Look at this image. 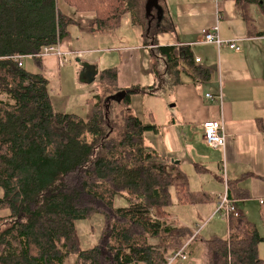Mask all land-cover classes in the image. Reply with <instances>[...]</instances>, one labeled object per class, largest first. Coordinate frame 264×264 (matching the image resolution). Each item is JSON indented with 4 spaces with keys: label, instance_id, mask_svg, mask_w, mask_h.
I'll use <instances>...</instances> for the list:
<instances>
[{
    "label": "trees",
    "instance_id": "trees-1",
    "mask_svg": "<svg viewBox=\"0 0 264 264\" xmlns=\"http://www.w3.org/2000/svg\"><path fill=\"white\" fill-rule=\"evenodd\" d=\"M143 1L64 0L77 12H94L87 28L100 34H111L126 16L145 29ZM235 2L256 3L264 19V0ZM57 3L0 0V264H167L200 236L171 223L172 193L178 203L186 199V175L145 142L156 127L132 113L130 96H156L186 77L208 80L210 72L193 63L188 47L161 46L146 33L152 86L120 89L116 67L106 68L98 82L107 95L87 100L89 118L58 112L41 53L60 43L74 20ZM17 56L34 70L19 66ZM117 197L128 206L117 207ZM94 215L103 228L83 248L75 223ZM259 218L264 228V203ZM262 242L253 221L230 216L226 237L206 239V264H264Z\"/></svg>",
    "mask_w": 264,
    "mask_h": 264
},
{
    "label": "crops",
    "instance_id": "crops-1",
    "mask_svg": "<svg viewBox=\"0 0 264 264\" xmlns=\"http://www.w3.org/2000/svg\"><path fill=\"white\" fill-rule=\"evenodd\" d=\"M158 2L167 6L168 17L174 24L172 28L160 29L157 32V43L161 46L188 47L193 59H200L199 63H193L207 68L210 72L208 80L201 79L199 82L196 78L194 82L190 77H186L182 84L156 96H130L132 113L139 120L156 127L155 131L145 133V142L160 155L169 157L175 164L177 161L178 167L186 175L187 197L181 203L174 197V204L170 209L171 220L191 228L189 223L198 225V222L193 220L192 213L207 214L206 218H201L205 221L211 217L218 196L225 190L220 173L223 165L227 183L231 182L227 196L234 201L240 215L249 219L250 209L247 208L245 200L252 196L258 199L260 205V201L264 203V181L261 179L264 175L262 14L256 3H236L235 0H155L148 11L146 0L142 3L146 14L145 21L150 20ZM57 6L62 14L74 20V24L68 28V35L59 43L60 49L65 51L67 56L80 58L81 62L96 66L99 72L106 69L100 70L97 63V59L103 55L104 61L109 65L107 68L116 67V84L120 89L135 85H153L149 48L144 41L132 40L141 32L140 23L134 24L130 17L126 16L119 26L123 29L119 35H114V32L91 33L87 27L95 18L94 12H77L64 0H59ZM164 15L167 16L163 11ZM214 23L218 25V35L225 40L235 41L240 46V51H233L226 45L218 48L202 41L201 30L211 27ZM125 37L131 39L127 44L115 42L125 40ZM93 54H98V57H93L92 60L86 58ZM56 58L42 59L43 73L50 84L57 80L61 83ZM69 62L68 59L67 63ZM22 64L34 70L31 61L22 58ZM80 72L79 66L76 69L78 79ZM97 78L98 73L96 82ZM220 90L221 102L215 97H206L207 93L215 96ZM98 91L99 88L91 87L90 98L86 99H91ZM52 92L56 111L68 112L70 97L55 94L54 89ZM87 100L86 105L89 103ZM169 103L173 105L168 106ZM145 105L150 107L145 109ZM85 108L87 110L84 117L89 118L92 114V103ZM68 113L81 115L74 111ZM208 120L222 122L224 147L213 148L205 143L202 125ZM116 206L125 208L128 204L123 198L117 197ZM252 216H256V213ZM205 241V238L200 237L197 242H191L186 248L191 264H206ZM178 264H187V261Z\"/></svg>",
    "mask_w": 264,
    "mask_h": 264
},
{
    "label": "rangeland",
    "instance_id": "rangeland-1",
    "mask_svg": "<svg viewBox=\"0 0 264 264\" xmlns=\"http://www.w3.org/2000/svg\"><path fill=\"white\" fill-rule=\"evenodd\" d=\"M163 11L167 16L165 15L163 16ZM153 12L154 13L150 16V20L145 21L144 23V25L148 30L146 31V28L141 30V32H139L138 37L136 36V32H135L134 35L136 37L133 38L132 40H140L145 42L146 40H148L147 36L145 35L146 33L149 34L151 37H153L160 29L173 27L174 22H172V19L168 17L169 11L167 10V6H163L162 2H158L154 6ZM113 32L114 35H119L120 33L123 32V29L121 27H117L114 29ZM125 38H126L125 40H121V41L116 40L115 42L118 43L121 42V44H125V43L127 44L128 40H131L130 38L127 37ZM68 56L67 59H69L70 62L63 67H59L60 68L59 74L61 75V80H60L61 83H59L58 80L54 81L51 84L49 83V88L51 90V93H53L52 89H54L55 94L59 93L61 95L69 96L70 107H68L69 108L68 112L74 111L83 115L84 117L86 116V110H87V108L85 107H87V105L90 104L89 102L86 105V100H87L86 98H90L89 93L91 87L99 88L100 91H98V93L101 94L102 96L107 95L108 90L106 89L105 86H103L101 83H98L96 81L90 84H83L80 81H78L79 79L78 76H76V69L79 68V65L75 61L76 58H74L73 56H69V57ZM48 57L56 58L54 54H48V55H44L42 59ZM93 57L97 58L98 54H93L91 57L86 56V58L89 60H92ZM105 61L103 55L97 59L98 67L100 70L107 68L109 66L108 63ZM172 105L173 103H169L168 106H172ZM119 106L121 105L117 104L115 108H119ZM148 107L150 106L145 105V109H147ZM0 195H2L1 190H0ZM172 196H173L172 198L175 200L174 193H172ZM189 198L191 200L194 199V197H189ZM245 203L247 205V208L250 209V215H248L249 220L253 221V223L257 225V227L259 228V233L264 236L263 226L259 220L258 210H260V204L258 202V199H254L251 196V198L245 200ZM251 213L252 215L256 213V216H252ZM191 216L193 220H196V222H198V225L195 226L194 223H189V226L193 228L194 232L198 233L200 237L208 239L210 237H213L214 235L218 237H225L228 234V222L225 221V219H222L219 215L217 216L211 215V217L207 221L201 219V218H206L207 214L198 213V215H196L192 213ZM172 222L173 220H171V223ZM75 225L76 228H78L77 231L81 239L80 242L83 248L93 246L96 243L101 228H103L102 227L103 222L99 215H94L93 217H91V219L88 220H77ZM258 253L264 259V243L259 244ZM175 264H178V262Z\"/></svg>",
    "mask_w": 264,
    "mask_h": 264
},
{
    "label": "built area",
    "instance_id": "built-area-1",
    "mask_svg": "<svg viewBox=\"0 0 264 264\" xmlns=\"http://www.w3.org/2000/svg\"><path fill=\"white\" fill-rule=\"evenodd\" d=\"M56 1L59 2V0ZM213 1L217 2V0H213ZM218 32H219V28L217 23H214L209 28L202 29L201 30L202 41L204 43L214 44L218 48L221 47L222 45H226L229 49L233 51H240L241 48L235 41L225 40L221 38L220 35H218L219 34ZM48 54H54L57 57L59 67L65 66L66 63L68 62L67 53L60 49L59 43L57 45L43 48L41 56L43 57L44 55H48ZM16 59L18 61V65L22 66L23 65L22 57L17 56ZM199 60H200L199 58H195L194 62L199 63L200 62ZM206 97L210 99L215 97L219 100V102H221L222 100L221 90L215 96H212L211 94L207 93ZM202 127H203V138L208 146L213 148L224 147L225 134L222 129L223 126L221 121L208 120L203 123ZM224 168L225 166L223 165L220 168V173L224 182L225 190L218 196L216 207L215 209H213L214 212L212 213V215L215 216L219 215L222 219H225V221L228 222L230 216L237 217L240 216V213L237 210L234 201L231 200L229 196H227L228 187H227L226 170ZM260 203L263 202L260 201ZM166 260H167V264H175L177 262H185V261H187V264H191L190 263L191 260L188 258V254L186 251V246L182 247L174 254L169 255L166 258Z\"/></svg>",
    "mask_w": 264,
    "mask_h": 264
},
{
    "label": "water",
    "instance_id": "water-1",
    "mask_svg": "<svg viewBox=\"0 0 264 264\" xmlns=\"http://www.w3.org/2000/svg\"><path fill=\"white\" fill-rule=\"evenodd\" d=\"M155 0H147V10L149 11L151 6L153 5V2ZM147 11V12H148ZM75 61L78 63V65L81 67V72L79 73V80L83 84H90L95 81L96 75L98 73L96 66H93L86 62H81L80 58H76ZM178 162L176 161V164Z\"/></svg>",
    "mask_w": 264,
    "mask_h": 264
},
{
    "label": "flooded vegetation",
    "instance_id": "flooded-vegetation-1",
    "mask_svg": "<svg viewBox=\"0 0 264 264\" xmlns=\"http://www.w3.org/2000/svg\"><path fill=\"white\" fill-rule=\"evenodd\" d=\"M81 68V67H80Z\"/></svg>",
    "mask_w": 264,
    "mask_h": 264
}]
</instances>
